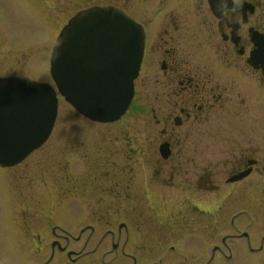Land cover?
Segmentation results:
<instances>
[{
  "label": "flooded vegetation",
  "instance_id": "obj_1",
  "mask_svg": "<svg viewBox=\"0 0 264 264\" xmlns=\"http://www.w3.org/2000/svg\"><path fill=\"white\" fill-rule=\"evenodd\" d=\"M117 7L144 31L129 105L134 122L113 128V153L101 145L100 153L74 159L65 153L72 150L58 149L64 155L51 166L63 191L26 185L28 174L41 179L47 166L46 156L30 158L38 148L0 165V250L19 264L26 255L53 264L58 253L66 264H99L108 254L138 264L170 252L183 264H213L264 251V234L255 247L247 223L234 220L251 195L264 192V0H126ZM37 50L27 55L23 29L0 22V78L40 80L25 70L27 62L37 66ZM223 209L231 226L220 235Z\"/></svg>",
  "mask_w": 264,
  "mask_h": 264
},
{
  "label": "water",
  "instance_id": "obj_2",
  "mask_svg": "<svg viewBox=\"0 0 264 264\" xmlns=\"http://www.w3.org/2000/svg\"><path fill=\"white\" fill-rule=\"evenodd\" d=\"M143 38L142 25L121 8L92 5L70 17L55 40V86L29 77L0 78V165L22 160L47 139L58 93L91 120L120 118L133 96Z\"/></svg>",
  "mask_w": 264,
  "mask_h": 264
},
{
  "label": "rangeland",
  "instance_id": "obj_3",
  "mask_svg": "<svg viewBox=\"0 0 264 264\" xmlns=\"http://www.w3.org/2000/svg\"><path fill=\"white\" fill-rule=\"evenodd\" d=\"M125 1L126 0H25L23 2V0H0V22L2 24L6 23L8 25H13L16 28L19 27L23 29L25 35L26 54L28 55L31 51L33 53L34 49H39V51L37 50L38 58L36 61L39 70L37 69V66L34 67L32 64L30 65V63L27 62L33 61L32 55L26 56V62L28 65L25 70L28 73L38 71L35 76L36 78L53 83L49 73V56L52 51L55 38L64 23H66L71 16L78 12L79 9L87 8L94 4H123ZM34 28H37L36 30L39 31V38L36 37V41L34 40V37L37 33L34 32ZM146 66L147 63L142 70L143 74L145 73ZM142 78H144V76L140 77L136 81V90L139 91L138 95L140 97L142 96L141 92H145V90H147L146 84ZM132 113L133 110L128 107L125 113L118 120L113 121L114 123L112 125H94L90 123L95 121L81 115L61 95H58L57 116L51 134L48 139L42 143L40 147H37L38 149L30 155V158L40 154L42 157L46 156L42 163H45L47 166L45 169L44 166H42L44 171L42 170L41 179L34 178L33 181H31L29 177L32 176V174H28L26 185L40 186L42 189L46 188L47 190H56L57 187L59 191H63L66 188V185H61L62 183L58 180L54 181L56 173L54 168L51 166L55 163L53 161L54 157L58 156L60 159V156L63 157L64 155L58 152V149L68 148L72 150L65 153L69 156H75L74 159L78 158L79 155H84L85 153H100L101 151H99L98 147L101 145L107 146L105 151L106 153H113V144L114 141H116L115 133L117 134V130H113V128H117V123L127 124L134 122ZM86 138H90L91 140ZM87 143H89V152L88 147L85 146ZM85 147L87 149L86 151ZM50 195L51 197H54V194ZM64 197L65 196L62 195V198L56 200H66ZM78 198L80 199L81 197L78 196ZM44 200L45 196L42 201ZM4 203H6V201H4ZM219 217L220 222L218 223L217 233L222 235L227 232L226 228L231 226V216L230 214H227L225 209H223V214ZM237 219L239 220L237 221ZM237 219H234L235 223H240L241 219L244 220L245 223H247L248 232L257 236V241L252 242V245L256 247L260 243L262 234H264V192L259 198L251 195L248 208L244 211L243 216H237ZM63 226L68 227L66 223H64ZM7 228V233L10 234L8 225ZM30 230H32V228ZM207 232H209V230ZM27 237H30V235ZM128 245L130 244L128 243ZM104 249H111L110 244L106 243ZM0 252L3 253V255H0V264H19L18 261H14L17 258L14 257L11 252L2 250H0ZM181 256L182 255H176L171 252L169 254L158 253V255L151 256V259L154 261L159 260L165 262L166 264H183L184 260ZM97 257L98 256L90 257L88 262L91 260L97 261ZM22 259H27L26 264H36L38 260L37 258L32 257L29 261L27 255L25 257L23 256ZM101 259H103L104 263H100ZM151 259L148 257H141L138 260V264L147 263ZM65 261L66 256L58 253V255L54 258L53 264H66ZM99 264H131V261L130 259L117 258L115 254H108L99 259ZM213 264H264V251L259 253L244 251L243 253L238 252V254L236 253L233 255L232 259L219 256Z\"/></svg>",
  "mask_w": 264,
  "mask_h": 264
}]
</instances>
